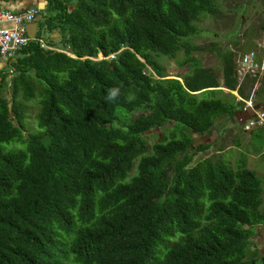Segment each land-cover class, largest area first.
<instances>
[{
	"label": "trees",
	"instance_id": "trees-1",
	"mask_svg": "<svg viewBox=\"0 0 264 264\" xmlns=\"http://www.w3.org/2000/svg\"><path fill=\"white\" fill-rule=\"evenodd\" d=\"M45 1L34 36L59 49L31 39L0 71V264H264L261 178L194 160V132L243 112L232 90L264 101V73L239 81L236 51L193 41L212 0Z\"/></svg>",
	"mask_w": 264,
	"mask_h": 264
},
{
	"label": "rangeland",
	"instance_id": "rangeland-1",
	"mask_svg": "<svg viewBox=\"0 0 264 264\" xmlns=\"http://www.w3.org/2000/svg\"><path fill=\"white\" fill-rule=\"evenodd\" d=\"M212 2L214 3L216 12L204 11L200 13L201 19L195 21V25L199 32L196 38L193 37V41L197 42L199 45L206 46L208 45V39H214L217 35L218 39H215L216 41L220 42V40L233 39L235 43L237 42L239 44L240 49L247 48L248 45L251 44L255 45L253 40H248V37L251 38L253 36V31H251L252 29L250 27L247 29L245 27L242 31L244 40L239 41V32L244 22L242 16L247 17L249 14L251 18V15L254 16L250 13L253 9H257L258 11L261 10L260 12L264 13V0H212ZM45 10L46 9L40 10L39 13L41 14V11L44 13ZM45 13H47V10ZM258 18L255 19L264 22V14H260ZM257 27H259V24L255 25V28ZM43 33H45L46 36L48 35L45 30H43L42 34ZM259 42H262L261 44L263 45L259 49L256 47V49L258 52L261 51L263 53L264 40L261 39ZM220 45L222 48L221 42ZM199 55L204 61H207V63L210 62L209 57L207 58V55L203 52ZM100 57H102L101 54L98 55V58ZM162 62L167 66L170 73H175L174 70L177 66L172 60L162 58ZM209 64H213L212 61ZM8 67L7 65L5 69H3L4 72H7ZM260 92L262 93L257 94L258 98H264V91L260 90ZM228 99L232 100L233 98L229 97ZM243 105L244 103L241 107H243ZM34 110L35 106L33 105L29 112L30 117L33 116ZM241 113L242 112H239L240 117H242V119L245 118L244 114ZM214 125L215 127L206 134L193 133L194 143H208L206 148L199 150L194 155V160L199 157L220 154L224 150L222 156L225 159L231 158L234 163L241 160L245 161L246 166L261 178L262 184L264 185V126H255L252 129V133H250V130L243 129L238 118L228 116L218 117ZM258 249L259 255L260 252L262 253L264 250V244L258 246Z\"/></svg>",
	"mask_w": 264,
	"mask_h": 264
},
{
	"label": "built area",
	"instance_id": "built-area-1",
	"mask_svg": "<svg viewBox=\"0 0 264 264\" xmlns=\"http://www.w3.org/2000/svg\"><path fill=\"white\" fill-rule=\"evenodd\" d=\"M38 8L34 5L26 6L20 10H13L3 5L0 0V57L9 63L8 70L11 71V61L15 58L19 49L26 45L29 40L36 39L42 47L56 48L54 44L44 41L42 37L29 34V24L34 21ZM256 49H249L240 54L237 59V73L242 79L245 75L258 77L264 71V52L261 59H257ZM243 112H249L251 117L243 120V128L249 129L254 125L264 126V110L255 107L251 97L244 99Z\"/></svg>",
	"mask_w": 264,
	"mask_h": 264
},
{
	"label": "crops",
	"instance_id": "crops-1",
	"mask_svg": "<svg viewBox=\"0 0 264 264\" xmlns=\"http://www.w3.org/2000/svg\"><path fill=\"white\" fill-rule=\"evenodd\" d=\"M242 1H244V0H242ZM25 4L34 5V6H36L39 9L37 11V14H36L37 15V18H38V15L40 14L39 13L40 10L45 9L46 6H47V2L45 0H7L6 2H3V5L9 7L10 9H13V10H20V9L24 8ZM259 9H260V7H259ZM45 11H44V13H43V11H41L42 14H40V16H43V14H45ZM260 11H258L257 9H253V11L250 12V13H252L254 16L251 15V18L249 16V14H248L247 17L242 16V19H243L244 22H243V25H242V29L239 32V34H240L239 35V41L240 40L243 41L244 40L243 39L244 34L242 33V31L245 29V27H246V29L248 27H250L252 29L251 31H253V36L251 38L248 37V40H253L255 42V45L251 44V45H248L247 48L240 49L239 44L237 42L235 43V41L233 39H231V40L230 39H227V40H220V42L222 44V49H230V50L236 51L237 52L236 57L238 59L239 56H240V54L245 53L249 49H256V47L259 49V48L262 47L263 44H261L262 42H259V40H261V39L264 40V22H261V21H258V20L255 19V18H258V16L260 14H264V13H261ZM258 24H259V27L255 28V25H258ZM38 28H39V23H37L35 25H34V23H33V25L30 23L29 24V34H31L32 36H34V34L36 33V31H37ZM45 28L42 29V32H43V30H45V31H47V34L48 35L46 36L45 33L42 34V32H41V35L44 36V37H42L44 39V41H47L48 37L49 38H55V39H58L59 40V31L57 29H54L53 28V29H50L49 30V29H45ZM257 30H258V32H257ZM195 38H196V35H195ZM215 39H218L217 35H216V37H214V39L209 38L208 39V46H211L212 43H215L216 46H218V47L221 48L220 42L216 41ZM195 43H197V42H195ZM208 46H206V47H208ZM214 49L215 48H213L211 50L203 51V53L207 55V58L209 57L210 62L212 61L213 64H209L210 62L207 63V61H204L203 58L200 55H199V57L201 58L202 63L203 64L205 63L204 65L213 67V69L217 73V75L221 76L223 74V70H222V60L223 59H222V57L220 55H218L217 52H215ZM257 52H258V50H257ZM258 54H261V56H262V52L261 51H259ZM206 55H204V56H206ZM257 59H258V55H257ZM7 65L9 66V63L7 61H5L3 58L0 57V71H2L3 69H5V67ZM174 71L175 72L178 71V67L175 68ZM263 73H264V71L262 72V74ZM262 74H260L258 77H253V78H255L257 80L256 83H255V88L257 87V85H259L260 82H258V79H259V77ZM238 79H239V81L242 80L239 76H238ZM220 83H222V79L220 80ZM222 88L224 90H229L226 87H222ZM232 92H234V93L236 92L237 93L236 90H232ZM250 97L253 100V95L252 94L250 95ZM254 105H255V107L257 109L264 110V101L263 102H258L256 104L254 103ZM242 113L244 114L245 118L249 114L248 111L247 112H242ZM240 118H242V117H240ZM238 120L240 121V123H241V125L243 127V123L242 122H243L244 118H243L242 121L240 119H238ZM255 126H258V125H254L253 127H255ZM253 127H251V128L248 129V130H250V133H252ZM261 228H263V227H261Z\"/></svg>",
	"mask_w": 264,
	"mask_h": 264
},
{
	"label": "flooded vegetation",
	"instance_id": "flooded-vegetation-1",
	"mask_svg": "<svg viewBox=\"0 0 264 264\" xmlns=\"http://www.w3.org/2000/svg\"><path fill=\"white\" fill-rule=\"evenodd\" d=\"M261 227L262 226H257L256 232L253 235L258 246H261L264 244V228H261ZM262 253H264V250Z\"/></svg>",
	"mask_w": 264,
	"mask_h": 264
},
{
	"label": "clouds",
	"instance_id": "clouds-1",
	"mask_svg": "<svg viewBox=\"0 0 264 264\" xmlns=\"http://www.w3.org/2000/svg\"><path fill=\"white\" fill-rule=\"evenodd\" d=\"M118 93H119V89H115V88L114 89H110L107 99L114 100L118 96ZM234 94H236V96L238 95L236 92ZM237 98L241 99V97L239 95L237 96ZM262 227L264 228V226H262Z\"/></svg>",
	"mask_w": 264,
	"mask_h": 264
},
{
	"label": "water",
	"instance_id": "water-1",
	"mask_svg": "<svg viewBox=\"0 0 264 264\" xmlns=\"http://www.w3.org/2000/svg\"><path fill=\"white\" fill-rule=\"evenodd\" d=\"M26 6H28V4H25L24 7H26ZM39 8H40V7H39ZM37 20H38V18H36L34 21H32L31 24L33 25V23H34V25H35ZM30 26H31V25H30ZM247 117H251V114L249 113V114L247 115ZM150 130H151V129H150Z\"/></svg>",
	"mask_w": 264,
	"mask_h": 264
},
{
	"label": "bare ground",
	"instance_id": "bare-ground-1",
	"mask_svg": "<svg viewBox=\"0 0 264 264\" xmlns=\"http://www.w3.org/2000/svg\"><path fill=\"white\" fill-rule=\"evenodd\" d=\"M102 56V55H101Z\"/></svg>",
	"mask_w": 264,
	"mask_h": 264
}]
</instances>
